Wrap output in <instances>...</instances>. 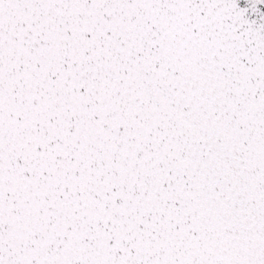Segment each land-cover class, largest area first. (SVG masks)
<instances>
[{
	"label": "snow or ice",
	"instance_id": "snow-or-ice-1",
	"mask_svg": "<svg viewBox=\"0 0 264 264\" xmlns=\"http://www.w3.org/2000/svg\"><path fill=\"white\" fill-rule=\"evenodd\" d=\"M0 264H264V0H0Z\"/></svg>",
	"mask_w": 264,
	"mask_h": 264
}]
</instances>
